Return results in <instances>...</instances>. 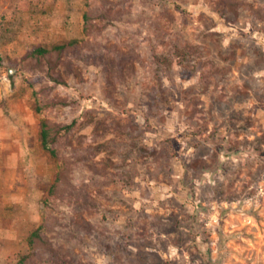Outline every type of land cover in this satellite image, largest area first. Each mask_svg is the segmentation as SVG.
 I'll return each mask as SVG.
<instances>
[{
    "label": "rangeland",
    "instance_id": "obj_1",
    "mask_svg": "<svg viewBox=\"0 0 264 264\" xmlns=\"http://www.w3.org/2000/svg\"><path fill=\"white\" fill-rule=\"evenodd\" d=\"M83 38L75 74L24 65ZM0 112L67 174L0 264L44 221L39 264H264V0H0Z\"/></svg>",
    "mask_w": 264,
    "mask_h": 264
},
{
    "label": "crops",
    "instance_id": "obj_2",
    "mask_svg": "<svg viewBox=\"0 0 264 264\" xmlns=\"http://www.w3.org/2000/svg\"><path fill=\"white\" fill-rule=\"evenodd\" d=\"M13 120L0 112V136L8 138L0 143V241L15 245L27 239L25 226L37 220L39 180L52 182L57 169L41 154L40 125H29L37 122L34 114Z\"/></svg>",
    "mask_w": 264,
    "mask_h": 264
},
{
    "label": "trees",
    "instance_id": "obj_3",
    "mask_svg": "<svg viewBox=\"0 0 264 264\" xmlns=\"http://www.w3.org/2000/svg\"><path fill=\"white\" fill-rule=\"evenodd\" d=\"M91 13L88 11L85 14L86 26L85 30L89 27ZM89 41L87 39H73L68 41H63L54 44L51 48H46L44 46H35L30 50L27 55L23 58V62L26 68L31 70H37L42 68H49L53 72H59L61 75L62 68L67 67L70 73H76L78 68L74 66L72 58L82 52L83 49L89 47ZM185 56V55H184ZM115 73V63L112 62L110 69L108 70V80L110 83H114ZM60 83L62 81H59ZM66 82V81H63ZM39 112V108L35 109ZM58 128L57 125L52 123L48 118L42 119L40 122V139L41 146L44 150L49 153L50 158H57L56 149H52L50 146L56 144L59 141L58 138ZM56 162V160L54 159ZM60 160L58 159V162ZM61 162V161H60ZM66 170H57L53 181L49 185V192L56 194L61 187V183L66 179ZM47 205V204H46ZM45 217H47L45 215ZM47 230L46 222H41L39 226L33 229L29 234V252L21 256L18 264H39L41 258L39 254L41 251H52L58 254L53 247V243L46 237L45 232Z\"/></svg>",
    "mask_w": 264,
    "mask_h": 264
}]
</instances>
